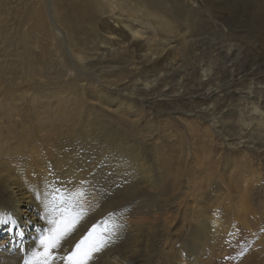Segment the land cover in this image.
Listing matches in <instances>:
<instances>
[{"label": "rangeland", "instance_id": "1", "mask_svg": "<svg viewBox=\"0 0 264 264\" xmlns=\"http://www.w3.org/2000/svg\"><path fill=\"white\" fill-rule=\"evenodd\" d=\"M198 1L196 8L209 15L203 20L196 14L191 16L183 9L184 3L176 0H0V120H9L6 126L17 121L16 132L21 122L28 124L32 133L40 124L56 128L62 123L67 129L73 124L97 122L138 135L147 144L156 139L170 173L176 174L178 166L183 167L187 187L188 175L205 169L210 158L216 160L218 169L226 157H241L251 170L243 172L248 178L243 175L235 188L218 193L225 196L227 211L235 213V228L248 231L251 228L244 227L248 222L259 227L257 233L264 237V146L232 145L241 133L236 125L241 116L233 113L228 118V114L244 104L240 105L236 96L227 99L231 85L234 91L245 93L250 83L251 91L264 87V22L260 13L258 17L250 14L246 35L242 33L249 44L237 37L239 49L230 57L240 52V61L233 70V62L226 63L227 70L220 65L230 47V37L226 36L231 33L219 21L214 23L206 3ZM111 12L121 15L124 23L110 19ZM130 29L141 30L143 36L132 38ZM108 40L111 42L105 44ZM80 55L88 57L87 72L98 80L75 69L79 68ZM248 66L260 70L263 78L252 82L249 77L243 79L237 68ZM82 81L88 82L84 91L79 88ZM121 94L132 98V111H141V120L137 114L119 115L125 111ZM34 96L38 99L32 105ZM109 99L116 102L110 105ZM79 106L81 110L76 109ZM260 108L264 111L263 102ZM197 112L204 115L201 122ZM204 125L212 127L211 134ZM214 203H218L216 199ZM241 213L245 222L239 221ZM185 220L180 217L172 224L176 235L182 234ZM244 235L246 238L248 232ZM250 247L238 254L228 249L225 264H244L251 257ZM256 254L252 261L264 264V252Z\"/></svg>", "mask_w": 264, "mask_h": 264}, {"label": "bare ground", "instance_id": "2", "mask_svg": "<svg viewBox=\"0 0 264 264\" xmlns=\"http://www.w3.org/2000/svg\"><path fill=\"white\" fill-rule=\"evenodd\" d=\"M202 1L208 6L210 16L217 20L214 23L219 21L231 33L226 36L230 37L227 39L230 47L227 46L220 67L233 62V70L240 61V52L235 58L230 57L233 50L239 49L237 41L240 38L237 37L241 36L242 42L247 40L242 33L247 32L250 23L247 19H250L251 13L254 16L260 13L259 19L264 22V1ZM86 2L89 3V0ZM176 2L184 3L183 9L191 16L196 14L201 20L209 16L196 8L198 0ZM213 4L218 8L217 13L212 9ZM249 9L252 10L250 13ZM120 16L113 12L109 14V18L117 20L119 24L124 23ZM130 31L134 39L143 36L141 30ZM110 42L108 40L105 44ZM80 57L77 61L79 68L75 69L98 80L93 73L87 72L85 64L90 61L88 57ZM247 63L251 66L253 64ZM161 64L165 65V59ZM251 66L237 68L243 73L242 78L249 77L251 82L263 78L261 71ZM226 68L229 70L230 67ZM72 74L78 78V75ZM82 82L79 88L84 91V85L88 82ZM249 85L250 89L246 93L242 90L234 91L232 85L227 86V99L236 96L240 105L244 104L248 109L245 111L244 106L232 108L234 111L228 114V118L233 113L241 116L236 124L241 133L235 137L232 145L254 146L258 143L263 147L264 111L260 104L264 103V87L251 91L252 84ZM121 95L123 97L120 102L125 111L122 109L119 115L137 114L138 121L141 120L143 113L132 111V98H127L126 94ZM37 99L34 96L31 104L34 105ZM114 102V99H109L110 105ZM76 109L81 110V106ZM203 116V113L197 114L198 122H201ZM11 121L13 123L9 126H6L9 120L2 121L4 126L0 123V214L4 218L11 216L17 220L19 227L11 223L0 224V264H25L34 258L38 260L36 254L42 251L41 237L47 236L50 229L68 233L61 248L57 250L60 257L67 256L75 244L86 236L88 240L82 248H87L93 242H104L107 237V246L96 254L90 264H225L226 256L230 254L228 249L238 254L250 246L251 257H247L244 264L258 263L252 259L257 255L256 252H264L263 234L260 232L262 236H259V227L254 228L248 222L244 226L251 228L248 231L235 228V213L227 211L226 201L223 200L225 196L218 193H223L222 189L225 188H235V182L244 179L243 172L251 171L243 158L237 160L234 156H228L218 169L216 160L210 158L205 169L188 175L185 179L189 185L187 187L183 182V167L178 166L176 174L170 173L156 139L147 144L138 135L120 131L112 124L103 126L97 122L86 126L73 124L67 129L62 128V123H58L56 128L40 124L33 127L34 133L28 130V124L21 122L16 132L17 121ZM204 126V130L211 134L212 127ZM234 192L238 193L239 190ZM242 198L249 200L247 197ZM214 199L218 202L215 205L212 204ZM180 217L186 220L182 224V234L176 235L171 227ZM239 217L240 222H245L242 213ZM93 224L96 225L95 229ZM20 232L22 235L18 234ZM235 232L241 233L240 236ZM251 240L257 243L254 245ZM56 264H66V261L57 259Z\"/></svg>", "mask_w": 264, "mask_h": 264}, {"label": "snow or ice", "instance_id": "3", "mask_svg": "<svg viewBox=\"0 0 264 264\" xmlns=\"http://www.w3.org/2000/svg\"><path fill=\"white\" fill-rule=\"evenodd\" d=\"M57 191L59 190L57 189ZM53 199H57V197H53ZM59 199H62V197ZM9 223L19 227L17 220L13 219L11 216L4 218V215L0 214V224L6 225ZM52 223L55 224L56 222L52 221ZM92 227L95 229L96 225L93 224ZM9 231H11V228ZM18 234L22 235V232ZM67 234V231L50 229L47 236L41 237L40 243L42 246V251L36 254L39 256V259L37 260L34 258L31 262L26 261L25 264H56L57 259L66 261V264H90L96 254L103 251V249L107 246V237H105L104 242H93L87 248H82V246L85 244V241L88 240V236H86L75 244L74 249L71 250L67 256L60 257L57 255V250L61 248V245L64 242ZM90 235L91 230L89 231V236Z\"/></svg>", "mask_w": 264, "mask_h": 264}]
</instances>
